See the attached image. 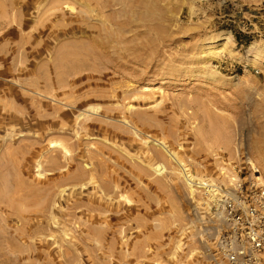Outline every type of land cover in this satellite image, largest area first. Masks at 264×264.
<instances>
[{
	"label": "rangeland",
	"instance_id": "374dc122",
	"mask_svg": "<svg viewBox=\"0 0 264 264\" xmlns=\"http://www.w3.org/2000/svg\"><path fill=\"white\" fill-rule=\"evenodd\" d=\"M186 170L264 184V0H0V264H228Z\"/></svg>",
	"mask_w": 264,
	"mask_h": 264
},
{
	"label": "built area",
	"instance_id": "2783aa9c",
	"mask_svg": "<svg viewBox=\"0 0 264 264\" xmlns=\"http://www.w3.org/2000/svg\"><path fill=\"white\" fill-rule=\"evenodd\" d=\"M213 195L221 226L214 240L218 257L228 264H264V184L257 177H232L229 185L194 181Z\"/></svg>",
	"mask_w": 264,
	"mask_h": 264
},
{
	"label": "bare ground",
	"instance_id": "6f19581e",
	"mask_svg": "<svg viewBox=\"0 0 264 264\" xmlns=\"http://www.w3.org/2000/svg\"><path fill=\"white\" fill-rule=\"evenodd\" d=\"M164 146H166L165 144H163ZM167 147V146H166ZM164 167V166H163ZM160 171V170H159ZM185 175H186V178L188 179V180H191V181H197L187 170L185 171ZM256 177L257 178H261V175L259 174L258 176L256 175Z\"/></svg>",
	"mask_w": 264,
	"mask_h": 264
}]
</instances>
